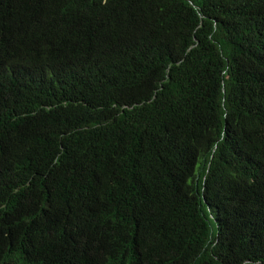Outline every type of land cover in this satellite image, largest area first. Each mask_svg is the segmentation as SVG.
I'll use <instances>...</instances> for the list:
<instances>
[{"label": "trees", "instance_id": "16d2710c", "mask_svg": "<svg viewBox=\"0 0 264 264\" xmlns=\"http://www.w3.org/2000/svg\"><path fill=\"white\" fill-rule=\"evenodd\" d=\"M0 264H264V0H0Z\"/></svg>", "mask_w": 264, "mask_h": 264}]
</instances>
